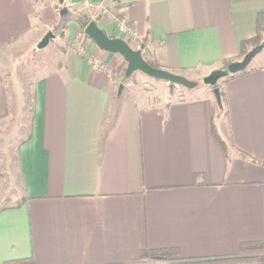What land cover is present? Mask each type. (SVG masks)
<instances>
[{"label": "crops", "instance_id": "obj_1", "mask_svg": "<svg viewBox=\"0 0 264 264\" xmlns=\"http://www.w3.org/2000/svg\"><path fill=\"white\" fill-rule=\"evenodd\" d=\"M91 2L113 10V20H96L108 35L144 42L143 53L195 85L182 100L147 102L124 84L117 96L120 54L88 37L84 53L65 52L35 82L31 134L17 153L22 195L0 208V264H161L140 252L164 247L178 249V264H264V250L241 249L264 240V48L218 82L222 112L196 81L264 34V0ZM80 3L69 0L73 10ZM59 7L0 0V47L27 33L39 41ZM92 58L112 73L93 69Z\"/></svg>", "mask_w": 264, "mask_h": 264}, {"label": "rangeland", "instance_id": "obj_2", "mask_svg": "<svg viewBox=\"0 0 264 264\" xmlns=\"http://www.w3.org/2000/svg\"><path fill=\"white\" fill-rule=\"evenodd\" d=\"M58 4L60 6L59 0ZM95 9L86 7L81 2L79 10H74L87 14L96 21L102 14L99 11L97 14ZM70 31L66 27L62 37L57 36L42 49L36 48L38 41L33 33L13 38L7 45L0 47V80L6 94V110L0 116V208L14 205L22 195L17 153L20 142L30 130L36 80L57 69L65 52L75 48L79 53V47L87 37L79 27L72 34H69ZM143 55L151 58L148 52ZM255 62L257 57L250 64ZM123 71L125 68L113 73L119 78ZM196 81L202 84V78ZM122 83L132 91L135 90L137 97L144 96L147 102L182 100L189 94L185 87L170 86L169 82L149 77L141 71H134L132 78ZM259 254L261 253L257 255Z\"/></svg>", "mask_w": 264, "mask_h": 264}, {"label": "water", "instance_id": "obj_3", "mask_svg": "<svg viewBox=\"0 0 264 264\" xmlns=\"http://www.w3.org/2000/svg\"><path fill=\"white\" fill-rule=\"evenodd\" d=\"M60 7L58 9V20L53 30H47L39 41L36 43L37 49L44 48L51 40L57 36L62 37L65 34V28L70 22H75L80 15L69 6V0H59ZM84 33L90 38L100 49L108 52L118 53L126 61L125 75L130 76L134 71H141L149 77L161 79L169 82L170 86L181 85L192 88L194 81L185 78L181 74H177L161 67L150 65L142 55L140 48H133L122 37L110 36L102 28L99 27L95 20H91L84 28ZM264 48V42H261L249 49L241 59L233 60L225 68H217L202 77V82L212 87V92L216 102L221 106L220 90L217 86L218 82L234 73L244 70L251 60ZM123 89V83H120L117 90V96Z\"/></svg>", "mask_w": 264, "mask_h": 264}, {"label": "trees", "instance_id": "obj_4", "mask_svg": "<svg viewBox=\"0 0 264 264\" xmlns=\"http://www.w3.org/2000/svg\"><path fill=\"white\" fill-rule=\"evenodd\" d=\"M77 13H79V15H80L79 19L76 21V22H77V25H78V27L81 29L82 33H83L84 35H86V34L84 33V28H85V26H86V25H87L92 19H91L87 14H84V13H82V12H78V11H77ZM262 31H264V28H262ZM86 36H87V35H86ZM263 36H264V34L262 35V33L259 34V33L257 32V34H256L253 38H251V39H249V40H247V41H245V42H243V43L241 44L242 48H244V45L249 44V47H248V48L251 49V48L254 47L255 45H257V44H259V43H261V42H264V38H262ZM125 40L128 42L127 39H125ZM144 47H145V46H144V42H143L142 44H140V49H141L142 55H143V50L145 49ZM246 52H247V49H244V50L242 51V53H241L240 58H242ZM143 57L145 58V60H146L150 65H152V66H154V67H161V66H160L158 63H156L153 59H151V58H147V57H145L144 55H143ZM229 62H231V61H227V62H225V63L223 64V67H222V68H225V67L229 64ZM246 68H247V67H246ZM246 68H245V69H246ZM245 69H244V70H245ZM133 73H134V72H133ZM133 73H132L130 76H126L125 73H124V71H123V73L120 74V80H121L122 82H125L126 80L131 79ZM158 80H159V79H158ZM180 86H181V85H180ZM208 86H209V85H208ZM217 86L220 87L219 84H217ZM182 87H184V86H182ZM210 87H211V86H210ZM185 88H187V87H185ZM211 89H212V87H211ZM220 96H221V103H222V98H223V96H222V91H221V90H220ZM218 111H219V112H222V111H223V110H222V106H219V107H218ZM30 129H31V126H30ZM213 130H214V134H215L216 139H217V140L219 141V143L223 146V148H224L225 150H227L228 147H229L228 142H226V141H224V140L221 139V137L219 136V134L217 133V131L214 129V124H213ZM30 134H31V132H30V130H29V132H28V134H27V137H26L25 139H23L20 143H22V142H24L25 140H27V139L30 137ZM243 156L246 157L245 155H243ZM241 249H242V250H250V251H251V250H252V251L264 250V240L242 243V245H241ZM179 255H180V253H179L178 249H177V248H173V247H164V248H157V249H148V248H146L145 250H143V251L140 252V258H141V259H147V258H150V257H154V258H157V259H162V260H164L165 262H163V264H178V263H177V262H178L177 257H179ZM258 256H259V258H260L261 260L264 261V251H263V253L261 252V254H259ZM175 261H177V262H175ZM186 261H188V260H186ZM6 264H28V263H27L26 261H16V262H15V261H13V262L9 261V262H7Z\"/></svg>", "mask_w": 264, "mask_h": 264}, {"label": "built area", "instance_id": "obj_5", "mask_svg": "<svg viewBox=\"0 0 264 264\" xmlns=\"http://www.w3.org/2000/svg\"><path fill=\"white\" fill-rule=\"evenodd\" d=\"M81 2H83V4L86 5V7H94L96 8L95 10L98 11L102 14L101 17L109 19V20H113L115 17V14L113 12V10H111L110 8L102 5V4H97V5H93V3L91 2V0H81ZM96 15V14H93ZM117 28L123 32L126 35V38H136V32L130 28L129 26H127L125 24V22L121 21L117 24ZM81 52L84 53V46L83 44L79 47V54H81ZM90 64L91 67L97 71H105L108 72L109 74H111V70L109 68H107L103 63H101L99 60L97 59H91L90 60Z\"/></svg>", "mask_w": 264, "mask_h": 264}]
</instances>
